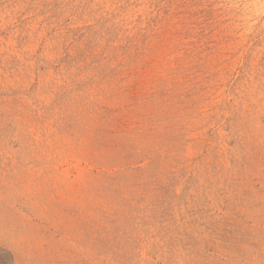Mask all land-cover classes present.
I'll use <instances>...</instances> for the list:
<instances>
[{
    "label": "rangeland",
    "instance_id": "obj_1",
    "mask_svg": "<svg viewBox=\"0 0 264 264\" xmlns=\"http://www.w3.org/2000/svg\"><path fill=\"white\" fill-rule=\"evenodd\" d=\"M0 264H264V0H0Z\"/></svg>",
    "mask_w": 264,
    "mask_h": 264
}]
</instances>
